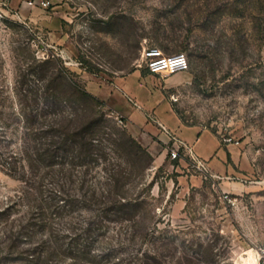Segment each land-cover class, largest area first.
Segmentation results:
<instances>
[{
	"label": "rangeland",
	"instance_id": "374dc122",
	"mask_svg": "<svg viewBox=\"0 0 264 264\" xmlns=\"http://www.w3.org/2000/svg\"><path fill=\"white\" fill-rule=\"evenodd\" d=\"M48 1L55 35L0 10V264H246L264 246V0ZM152 47L188 68L140 75ZM63 69L88 92L140 75L250 169L219 177L168 145L158 162Z\"/></svg>",
	"mask_w": 264,
	"mask_h": 264
},
{
	"label": "crops",
	"instance_id": "0c3cea01",
	"mask_svg": "<svg viewBox=\"0 0 264 264\" xmlns=\"http://www.w3.org/2000/svg\"><path fill=\"white\" fill-rule=\"evenodd\" d=\"M1 1L5 3L7 10L13 11L30 24L47 29L49 34L55 35L61 25L60 18L55 13L49 16L38 7V0H31L32 4L28 3L29 0ZM139 76H116L101 85L88 81L86 87L90 93L105 100L125 118L140 142L155 155L158 162L163 160L165 146L171 143V136L174 135L188 144L193 154L204 162L211 173L219 177L240 173L237 168L250 169L248 154L241 151L238 144L223 142L218 133L210 128L184 124L161 88L146 83ZM187 159L181 158L184 163ZM221 186L227 191L241 187L239 183L230 181H225Z\"/></svg>",
	"mask_w": 264,
	"mask_h": 264
},
{
	"label": "built area",
	"instance_id": "2783aa9c",
	"mask_svg": "<svg viewBox=\"0 0 264 264\" xmlns=\"http://www.w3.org/2000/svg\"><path fill=\"white\" fill-rule=\"evenodd\" d=\"M40 5L46 6L49 4L48 0H38ZM29 4H32V1H28ZM5 3L0 0V10H4ZM144 64L146 68L149 69L152 73H166L171 74L178 71H184L188 68V58L184 52H179L176 54L166 55L161 50L152 47L143 50L141 60L139 65ZM171 143L167 146L168 154L172 159L179 157V148H185V154L190 156L194 161V165L202 170H207L205 164L202 160L198 159L194 154L190 146L186 144L183 140L176 138V136H171ZM221 140L223 142H233L238 143V141H233L231 136H222ZM224 197L229 201H233L229 192H224ZM255 254V263L264 264V246H254L251 247ZM247 264V263H246Z\"/></svg>",
	"mask_w": 264,
	"mask_h": 264
},
{
	"label": "trees",
	"instance_id": "16d2710c",
	"mask_svg": "<svg viewBox=\"0 0 264 264\" xmlns=\"http://www.w3.org/2000/svg\"><path fill=\"white\" fill-rule=\"evenodd\" d=\"M158 48H160V47H158ZM178 72H180V71H178ZM140 75H148V74H153L152 72H150L149 71V69L148 68H144V69H142V70H140ZM174 73H176V72H174ZM65 73H64V69L63 70H59L58 72H57V75L55 76L57 79H59V82L58 83H61L62 84V81L64 82V84L66 85V84H69V86L71 87V88H73V89H75V90H78V92H79V94H82V95H89V96H91L92 97V100H94L95 102H97V103H99V104H103L104 102L101 100V99H99V98H97L95 95H93L92 93H90V92H88L87 90H83V89H78L77 88V86H76V84H74L73 82H72V80H67L66 79V76L64 75ZM70 258H71V262H69L68 264H77L78 263V258H77V256H70Z\"/></svg>",
	"mask_w": 264,
	"mask_h": 264
},
{
	"label": "bare ground",
	"instance_id": "6f19581e",
	"mask_svg": "<svg viewBox=\"0 0 264 264\" xmlns=\"http://www.w3.org/2000/svg\"><path fill=\"white\" fill-rule=\"evenodd\" d=\"M241 260L245 263L247 262V264H256L254 251H250L248 256L242 257Z\"/></svg>",
	"mask_w": 264,
	"mask_h": 264
}]
</instances>
